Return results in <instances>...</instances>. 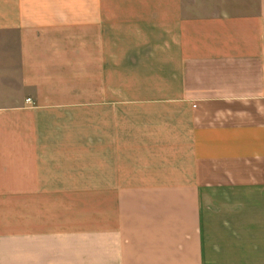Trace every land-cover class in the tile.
<instances>
[{
  "label": "crops",
  "instance_id": "1",
  "mask_svg": "<svg viewBox=\"0 0 264 264\" xmlns=\"http://www.w3.org/2000/svg\"><path fill=\"white\" fill-rule=\"evenodd\" d=\"M0 264H264V0H0Z\"/></svg>",
  "mask_w": 264,
  "mask_h": 264
},
{
  "label": "built area",
  "instance_id": "2",
  "mask_svg": "<svg viewBox=\"0 0 264 264\" xmlns=\"http://www.w3.org/2000/svg\"><path fill=\"white\" fill-rule=\"evenodd\" d=\"M27 102H30V100H27Z\"/></svg>",
  "mask_w": 264,
  "mask_h": 264
}]
</instances>
